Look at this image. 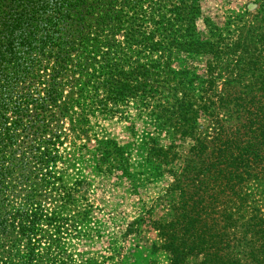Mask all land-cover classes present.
<instances>
[{"label": "trees", "instance_id": "obj_1", "mask_svg": "<svg viewBox=\"0 0 264 264\" xmlns=\"http://www.w3.org/2000/svg\"><path fill=\"white\" fill-rule=\"evenodd\" d=\"M144 1L0 0V264H70L61 239L75 227L64 207L76 190L60 172L68 137L61 114L84 107V98L67 102L62 89L69 76H83L99 60L116 72L109 85L125 86L113 39L122 26L127 42L158 51L142 25L147 20L160 28L170 21L144 16ZM189 7L186 19L192 21L197 8ZM175 10L185 14V8ZM215 32L211 27L210 36L217 38L207 42L194 29H179V51L218 52L222 39ZM213 64L206 61V79L193 77L199 87L173 88L179 95L172 122L157 105L156 117L164 121L156 128L168 138L163 145L154 138L143 142L149 147L148 176L169 181L162 198L142 210L128 231L147 223L156 232L150 252L163 251L166 264H264V89L248 99L222 92L211 100ZM137 68L132 73L143 76L144 68ZM112 103L98 101L100 116L117 113ZM96 151L100 162L110 156L104 146ZM121 171L129 177L126 166ZM156 208L162 214L154 217Z\"/></svg>", "mask_w": 264, "mask_h": 264}, {"label": "rangeland", "instance_id": "obj_2", "mask_svg": "<svg viewBox=\"0 0 264 264\" xmlns=\"http://www.w3.org/2000/svg\"><path fill=\"white\" fill-rule=\"evenodd\" d=\"M193 5L197 14L188 21L189 6ZM179 6L185 8L184 15L176 12ZM141 9L144 16L156 17L154 22L164 17L170 23L164 22L161 25L166 27L158 28L159 23L153 26L146 24V20L142 25V31L150 32L148 43L158 48L153 53L144 42L139 46L127 42L126 27L116 29L118 35L113 37L116 60L126 77L125 86L109 85L116 72L111 74L110 62L99 60L83 76H69L62 89L67 102L78 99L80 94L84 98V107H73L61 114L68 137L61 147L64 157L59 164L60 172L65 174L64 184L76 190L75 200L64 207L65 213L73 216L69 224L75 227L71 226L68 235L61 239L70 264H84L88 260L100 264L150 261L166 264L163 251L150 252L156 232L147 223L128 231V225L141 216L142 210L152 206L156 198H162L169 181L148 176L146 152L149 147L143 142L154 138L163 145L168 138L165 131L156 128L164 121L156 117L157 105L164 108L167 120L172 122L173 104L179 95L173 94V88L199 87L200 83L193 77L207 78L209 58L216 62L212 68L216 79L208 91L211 100L222 92L235 97L245 95L248 99L264 89V0H145ZM211 27L217 29L215 33H221L223 47L218 48V52L200 55L190 50L189 53L179 51L184 46V41L177 37L179 29L183 32L194 29L199 40L210 42L217 38L210 36ZM165 34L169 37L163 38ZM254 61L256 63L251 65ZM138 65L144 68L143 76L132 73ZM98 66L102 68L99 70ZM116 80L122 82L123 79ZM189 81L192 84L189 85ZM82 82L87 84L76 88L75 85ZM205 86L209 88L208 83ZM100 100L113 102L111 106L117 113L100 116ZM233 122L236 123V119ZM102 146L109 150L110 156H104L106 160L100 162L96 149L101 150ZM125 166L129 169L128 178L121 171ZM53 203L60 205L59 201ZM53 205L44 204L46 208ZM160 212L154 209V217Z\"/></svg>", "mask_w": 264, "mask_h": 264}]
</instances>
